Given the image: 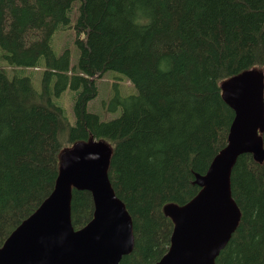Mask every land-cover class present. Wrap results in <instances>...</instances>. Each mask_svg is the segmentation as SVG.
Masks as SVG:
<instances>
[{
	"label": "trees",
	"instance_id": "16d2710c",
	"mask_svg": "<svg viewBox=\"0 0 264 264\" xmlns=\"http://www.w3.org/2000/svg\"><path fill=\"white\" fill-rule=\"evenodd\" d=\"M73 1L0 0L1 59L44 68L38 91L0 67V248L54 188L62 150L94 140L111 149L110 184L133 224L132 251L118 264H155L173 228L163 207L189 201L194 174L226 144L233 111L221 83L259 70L264 98V0H79L78 64L69 73V50L56 55L50 39ZM108 71L136 93L116 98L119 116L103 121L87 105ZM68 87L73 125L52 100ZM230 184L241 217L214 264H264V159L241 154ZM93 210L91 194L72 188L75 230Z\"/></svg>",
	"mask_w": 264,
	"mask_h": 264
},
{
	"label": "water",
	"instance_id": "95a60500",
	"mask_svg": "<svg viewBox=\"0 0 264 264\" xmlns=\"http://www.w3.org/2000/svg\"><path fill=\"white\" fill-rule=\"evenodd\" d=\"M221 93L233 111L226 144L203 174H194L196 194L182 205L163 207L173 228L169 247L155 264H214L241 217L231 194L232 166L241 154L264 159L262 72L250 69L223 81ZM110 155L107 143L94 140L63 150L54 188L6 239L0 264H118L130 253L132 219L111 187ZM72 188L88 191L94 207L93 217L76 230Z\"/></svg>",
	"mask_w": 264,
	"mask_h": 264
},
{
	"label": "rangeland",
	"instance_id": "374dc122",
	"mask_svg": "<svg viewBox=\"0 0 264 264\" xmlns=\"http://www.w3.org/2000/svg\"><path fill=\"white\" fill-rule=\"evenodd\" d=\"M79 0H74L68 10L69 22L60 26L50 39V47L56 55H60L64 50H69V73L77 69L79 50L75 44L74 23L78 15ZM2 50L0 49V67L6 72L9 78L16 73L28 76L32 86L40 90V82L43 74V66L31 68H15L1 59ZM55 81L52 78L51 85ZM98 94L92 99L87 109L91 113L97 114L101 120L107 121L119 116L122 107L115 105L116 98L127 97L136 93L135 86L123 74L116 71H108L96 81ZM75 91L70 87L63 90L58 96L53 95V102L61 107L70 125L74 124L73 99ZM64 148V150H66ZM63 151V150H62Z\"/></svg>",
	"mask_w": 264,
	"mask_h": 264
}]
</instances>
